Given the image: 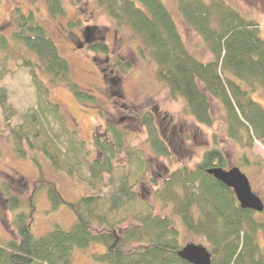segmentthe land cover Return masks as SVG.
<instances>
[{
    "label": "trees",
    "instance_id": "16d2710c",
    "mask_svg": "<svg viewBox=\"0 0 264 264\" xmlns=\"http://www.w3.org/2000/svg\"><path fill=\"white\" fill-rule=\"evenodd\" d=\"M24 1L31 6L43 3L51 18L66 16L61 0ZM96 3L119 30L127 29L139 41V53L154 64L156 80L167 88L172 100L183 102L197 125L213 129V106L220 109L226 118L228 137L246 152L240 157V168L255 165L248 156L253 142L264 146V107L253 98L256 93L264 96V40L256 19L226 0H174L179 18L209 54V60L202 61L186 47L163 0ZM9 23L10 36L0 33V51L21 58L22 66L29 69L36 96L34 110L23 113L21 124L12 125L16 113L0 86L2 122L12 149L18 159H29L34 166L39 155L47 158L54 170L66 169L69 177H77L79 163L70 164L69 155L63 162L70 149L61 151L64 134L55 133L51 124L54 121L62 126L68 121L67 115L49 97L42 102L41 96H47L42 79L64 84L79 102H93L95 97L74 81L68 60L33 9L25 12L13 7ZM21 50L30 53L35 62L22 58L21 53L17 55ZM88 50L107 53L103 43L90 45ZM3 58L10 57L0 56V69L5 71ZM120 66L114 63L115 69ZM130 109L124 106L126 112H132ZM138 118L152 151L171 165L174 152L162 139L151 114L142 112ZM123 140V131L112 124L103 138L94 136L98 155L86 163L89 193L73 202L64 201L53 182H35L34 191L45 190L53 209L66 205L72 210L74 225L68 230L56 227L42 237H33L32 198L28 201L30 210L20 211L21 199L5 187L6 204L14 214L15 239L7 244L0 240V264H72L75 252L91 247L102 248L90 254L96 264H189L178 256L182 246L172 218L138 200L135 188L151 170L150 162L140 150H126ZM81 146L86 147L83 141ZM227 167L224 154L213 146L190 167L172 170L156 196L172 207L183 228L206 241L211 264H264V248L260 245V240L264 242V221L257 220L258 213L241 209L232 190L206 172ZM129 219L134 224L120 225Z\"/></svg>",
    "mask_w": 264,
    "mask_h": 264
},
{
    "label": "rangeland",
    "instance_id": "374dc122",
    "mask_svg": "<svg viewBox=\"0 0 264 264\" xmlns=\"http://www.w3.org/2000/svg\"><path fill=\"white\" fill-rule=\"evenodd\" d=\"M163 1L175 19L188 50L199 60H209V54L198 36L188 30L179 18L174 0ZM226 1L244 15L256 19L264 40V0ZM61 2L66 10V16L54 19L48 15L43 3L31 6L24 0H0V33L10 36L9 14L13 7L17 6L25 12L33 9L60 53L68 60L74 81L95 97L93 102H79L64 84L49 83L47 77L42 79L47 87V96L45 97L44 94L45 98L41 96L42 102L45 103V99L49 97L51 103L59 104L67 115L68 121L63 122L62 126L54 121L51 124L55 133L64 134L63 143L60 142L61 151L70 149L71 154L66 152L63 162H67L65 159L69 155L70 164L77 161L79 163L77 177H69L66 169L65 172L54 170L48 159L39 155H36L37 166H34L29 159H18L8 139L0 109V240L3 244L15 239L14 214L8 210L4 195L5 187L21 199L20 211L26 213L30 210L28 201L32 198L33 237H42L56 227L68 230L74 225L75 215L72 210L66 205L53 209L45 190L34 191V184L40 179L53 182L66 202H73L88 194L85 181L88 175L86 163L98 155L93 146V138L94 136L103 138L109 124L123 131V145L126 150H140L150 162L151 170L136 186L135 193L140 202L151 204L156 213L172 218L178 230V243L182 247L187 244L206 247L207 244L203 238L183 228L179 219L173 214L172 207L161 203L156 193L172 170L184 165L190 167L213 146L224 154L228 166L226 170L239 168L247 176L253 193L264 204V146L259 141L253 142L252 149L248 153V156L251 155L249 162H255V165L240 168V157L246 152L240 150L239 146L228 137L226 118L216 105L213 106L212 111L215 121L213 129L197 125L185 111L183 102L172 100L167 88L156 80L154 64L139 53V41L127 29L119 30L99 9L96 0H61ZM72 22H78L77 26H70L69 23ZM98 43L106 45L107 53L88 50L90 45ZM19 53L22 54V58L24 56L35 62L30 53L24 50L19 51L17 55ZM0 56L10 57L3 58L1 62V65L7 64L5 71L0 69V86L5 88L8 102L16 113L11 121L12 125L21 124L23 113L36 107V96L31 86L29 69L22 66L19 56L8 55L5 51H0ZM115 62L120 63L119 69L114 68ZM253 98L264 107L263 94L256 93ZM124 106L131 107L132 112H126ZM142 112L151 114L162 139L174 152L171 165L165 158L152 151L144 129L138 124V115ZM81 141L86 147L81 146ZM120 162L121 165L124 163L121 159ZM116 217L121 219L120 215ZM257 220L264 221V211L258 214ZM126 224H134V222L131 223L129 219L120 223L121 226ZM260 245L264 248L262 240ZM99 251H102V248L91 247L85 251L75 252L72 264H96L90 254Z\"/></svg>",
    "mask_w": 264,
    "mask_h": 264
},
{
    "label": "water",
    "instance_id": "95a60500",
    "mask_svg": "<svg viewBox=\"0 0 264 264\" xmlns=\"http://www.w3.org/2000/svg\"><path fill=\"white\" fill-rule=\"evenodd\" d=\"M207 174L232 190L241 209L262 213L264 205L252 191L248 178L237 167L228 170L222 168L208 169ZM178 256L189 264H211V254L201 246L187 244L178 252Z\"/></svg>",
    "mask_w": 264,
    "mask_h": 264
},
{
    "label": "flooded vegetation",
    "instance_id": "af4514ba",
    "mask_svg": "<svg viewBox=\"0 0 264 264\" xmlns=\"http://www.w3.org/2000/svg\"><path fill=\"white\" fill-rule=\"evenodd\" d=\"M87 39H88V37H87ZM87 39H86V40H87ZM79 45H80V44H79Z\"/></svg>",
    "mask_w": 264,
    "mask_h": 264
}]
</instances>
